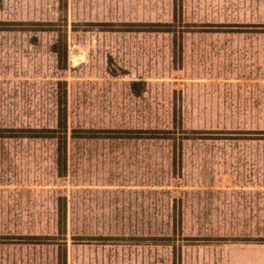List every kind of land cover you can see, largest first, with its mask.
Masks as SVG:
<instances>
[{
  "label": "rangeland",
  "instance_id": "rangeland-1",
  "mask_svg": "<svg viewBox=\"0 0 264 264\" xmlns=\"http://www.w3.org/2000/svg\"><path fill=\"white\" fill-rule=\"evenodd\" d=\"M63 252L259 264L264 0H0V264Z\"/></svg>",
  "mask_w": 264,
  "mask_h": 264
},
{
  "label": "trees",
  "instance_id": "trees-1",
  "mask_svg": "<svg viewBox=\"0 0 264 264\" xmlns=\"http://www.w3.org/2000/svg\"><path fill=\"white\" fill-rule=\"evenodd\" d=\"M66 66V65H65ZM53 135L50 138H54L57 141V153L59 161L64 163L66 144H67V115H66V91L61 89L58 95V124L57 128L52 131ZM31 137H46L48 135L31 134ZM64 203L59 204L58 207V230L63 232L65 226V208ZM58 264H66L63 255L60 256Z\"/></svg>",
  "mask_w": 264,
  "mask_h": 264
},
{
  "label": "crops",
  "instance_id": "crops-1",
  "mask_svg": "<svg viewBox=\"0 0 264 264\" xmlns=\"http://www.w3.org/2000/svg\"><path fill=\"white\" fill-rule=\"evenodd\" d=\"M259 264H264V256H260L258 260Z\"/></svg>",
  "mask_w": 264,
  "mask_h": 264
}]
</instances>
